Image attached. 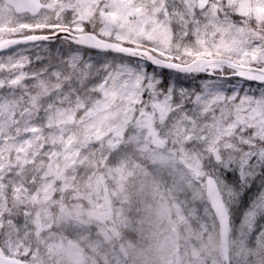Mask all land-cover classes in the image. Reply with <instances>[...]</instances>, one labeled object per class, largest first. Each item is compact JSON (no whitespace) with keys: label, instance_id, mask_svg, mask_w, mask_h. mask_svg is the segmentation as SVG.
<instances>
[{"label":"snow or ice","instance_id":"snow-or-ice-1","mask_svg":"<svg viewBox=\"0 0 264 264\" xmlns=\"http://www.w3.org/2000/svg\"><path fill=\"white\" fill-rule=\"evenodd\" d=\"M0 264H264V0H0Z\"/></svg>","mask_w":264,"mask_h":264}]
</instances>
